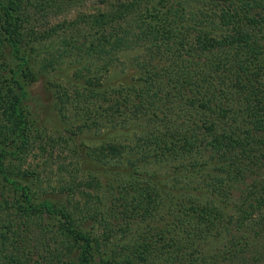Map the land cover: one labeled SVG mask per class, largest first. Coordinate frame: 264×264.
<instances>
[{
  "label": "trees",
  "instance_id": "trees-1",
  "mask_svg": "<svg viewBox=\"0 0 264 264\" xmlns=\"http://www.w3.org/2000/svg\"><path fill=\"white\" fill-rule=\"evenodd\" d=\"M135 49L138 77L106 85ZM60 64L57 113L138 122L122 169L159 163L164 197L59 161L71 139L40 124L31 89ZM0 264H264V0H0Z\"/></svg>",
  "mask_w": 264,
  "mask_h": 264
},
{
  "label": "rangeland",
  "instance_id": "rangeland-1",
  "mask_svg": "<svg viewBox=\"0 0 264 264\" xmlns=\"http://www.w3.org/2000/svg\"><path fill=\"white\" fill-rule=\"evenodd\" d=\"M94 8L93 4L88 5L87 10H92ZM63 17H59L54 22H61ZM220 29H224L219 26ZM141 54V51L135 49L133 51L123 52L119 55L121 60L120 66L115 68L107 75L104 83L111 84L120 82H126L130 80V76L138 77V72L136 70V60L135 58ZM59 70L57 72H48L45 77H41L32 87V96L34 97L35 102V111L40 121V124L43 125L47 129L48 132L52 130H58L59 132H65L70 137L71 141V149L67 152H61L60 162H63L65 165L78 164L79 168L85 169V174H91L95 177L99 175L98 171L103 175H107L108 177H115L116 180L120 179L119 182L129 180L132 183L139 184L137 182H143L148 184L149 186L155 187L159 192L161 197H164L165 193L163 191L164 184L166 183V171L168 169L161 166L159 163L157 164H146L136 166L134 172L125 171L122 169V164H126L124 161L127 160V154L133 152V146L137 142V139L141 136V132L138 130L139 123L133 122L129 125L125 124L124 126L116 127L112 130H90L85 128L82 123H79L75 119L66 120L61 117L59 113L55 110L53 106V96H52V86H47L46 82L52 81L53 83H65L68 78V73L65 69V65H58ZM67 67V66H66ZM68 68V67H67ZM126 80V81H125ZM46 84V85H45ZM71 117V115L69 116ZM130 122V119L127 120ZM114 142L119 145H125L123 149V153H121V157L115 158L111 156V159H102L103 162H99L98 158L93 151L102 143L105 142ZM34 159H32L33 165H39L40 168L43 162H45V157H40V154H37ZM86 153V155H85ZM124 158V159H123ZM105 164V165H104ZM119 166V173H116V167ZM100 167V168H99ZM71 169V167H69ZM166 169V170H165ZM55 168L51 170H47V173H50V179L53 181L58 180L55 173ZM78 172V170H77ZM127 173H135L132 175H128ZM153 174H156L153 176ZM83 174L79 175L81 177ZM118 175V178H117ZM155 185V186H154ZM169 187H171L172 183L168 182ZM176 197V196H174ZM114 244L119 247H128L133 243V239L130 238L129 234L119 233L115 235L113 238ZM114 245H110V248H113ZM107 248V250H109Z\"/></svg>",
  "mask_w": 264,
  "mask_h": 264
}]
</instances>
